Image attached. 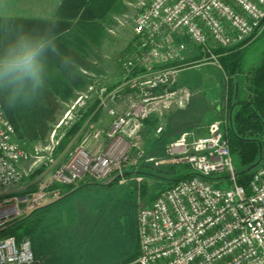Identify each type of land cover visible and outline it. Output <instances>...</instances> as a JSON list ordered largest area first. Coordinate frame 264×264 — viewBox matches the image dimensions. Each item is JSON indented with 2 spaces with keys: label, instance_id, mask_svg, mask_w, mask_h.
<instances>
[{
  "label": "built area",
  "instance_id": "obj_1",
  "mask_svg": "<svg viewBox=\"0 0 264 264\" xmlns=\"http://www.w3.org/2000/svg\"><path fill=\"white\" fill-rule=\"evenodd\" d=\"M134 7L133 16H113L118 27L129 19L133 33L130 52L116 58L120 80L108 86L106 76L90 75L91 82L76 91L71 105L93 98L110 123L89 125L64 160L57 162L54 154L59 144L55 130L45 145L26 149L0 102V229L63 198L70 186L142 181L133 173L147 157L146 120L158 119L154 133L159 135L165 114L191 99L190 90L177 83L187 65V42L198 49L195 64L221 68L214 48L254 37L264 21V0H138ZM227 125L225 116L211 121L204 133L184 130L166 144L162 156L152 158L154 165H186L193 175L139 206L135 263L264 264V162L253 168L247 193L236 182ZM39 168L35 188H24ZM49 169L50 176L42 178ZM0 264L40 263L28 237L10 235L0 238Z\"/></svg>",
  "mask_w": 264,
  "mask_h": 264
},
{
  "label": "rangeland",
  "instance_id": "obj_2",
  "mask_svg": "<svg viewBox=\"0 0 264 264\" xmlns=\"http://www.w3.org/2000/svg\"><path fill=\"white\" fill-rule=\"evenodd\" d=\"M137 2L138 0H125V8L114 16L123 14L133 16ZM49 7L50 3L43 0H0V15L32 16L40 12L38 9ZM113 22L107 28L111 27L114 33L106 30L107 35L103 44L95 50L91 60L100 58L101 52L113 60L114 57L125 56L130 52L133 33L129 19L123 27H118L116 22ZM186 41H188L187 38ZM187 43V50L183 54L185 58L188 53L194 54L198 50L189 41ZM263 53L264 22L259 33L247 40L242 63L243 70L256 64ZM109 57L108 60H110ZM194 61V59L187 58L185 61L187 65L178 78V85L186 86L191 92L188 104L176 110L170 117L168 129L164 130L163 134L158 135L148 129L142 132L147 157L141 161L136 172L133 173L142 176V181L132 180L125 184H118L117 181L108 184H85L73 188L66 194V197L31 213L28 220H37V225L28 238L32 251L40 264H137L135 262L126 263V261L135 252L137 246L136 215L139 206L150 204L156 194L168 185V179L190 171L186 165H172V167L168 164L154 165L152 158L162 156L166 144L173 138L170 134L173 133L171 124L186 123L184 129L181 130L184 131L190 129L192 122H197L194 125L205 127L206 131L211 120L221 119L228 115L227 77L222 67L208 63L197 65ZM103 62L105 65L106 60H102ZM116 62H113L112 66L105 65L106 70L103 72L117 74L116 69L119 72L120 68ZM106 80H108L107 77ZM235 80L239 78L236 76ZM107 84L112 86L109 81ZM75 96L64 104L61 103L63 101L61 99L54 102L55 120L50 121V128L44 138L25 139V136L21 138L18 135L16 138L26 149L32 151L33 146L48 143L51 132L55 130L59 147L55 149L54 154L57 162L64 160L67 153L83 139L86 128L93 123L92 118L97 114L94 111L87 115L80 128L73 134H68L69 128L81 118L87 106L96 102L91 98L85 100L84 104L71 108ZM119 102L121 104V101ZM102 115H104L102 117L104 123L105 116L108 114L103 113ZM202 130L198 132L204 133L205 131ZM260 139L263 148L258 164L264 162V133ZM233 159L235 167L238 166L236 156L233 155ZM50 173L51 169L44 171L42 178H48ZM39 174L34 172L28 180H25L22 184L24 188L33 185L35 180L40 178V176L37 177Z\"/></svg>",
  "mask_w": 264,
  "mask_h": 264
},
{
  "label": "trees",
  "instance_id": "obj_3",
  "mask_svg": "<svg viewBox=\"0 0 264 264\" xmlns=\"http://www.w3.org/2000/svg\"><path fill=\"white\" fill-rule=\"evenodd\" d=\"M124 1L59 0L54 14L48 18L0 15V43L22 31H29L55 37L60 51L49 53L51 78L40 99L26 106L9 107L0 95L4 113L13 125L16 137L44 138L50 128V121L55 120L54 102L58 99L68 101L74 98L75 92L85 88L90 82V78L81 69L94 68L90 58L102 46L107 35V26L114 23V14L125 8ZM246 46L247 40L229 48L216 47L214 52L218 55L227 77L228 125L225 127V137L232 155L237 158L236 182L248 193L253 170L248 168L261 159L263 148L260 136L264 133V53L256 64L243 70ZM198 57L199 54H196L189 59ZM236 76L239 80L234 81ZM96 104L94 102L86 108L81 118L69 128L68 134H73L80 128L85 117L96 110ZM153 120L151 117L146 120L149 131L154 126ZM42 169H37L35 173H40ZM191 175L193 173H180L168 179L169 183L164 188ZM34 188L35 184L29 190ZM31 215L9 221L0 229V238L10 235L17 238L28 237L37 225V220H28ZM137 255L136 246L135 252L126 263H133Z\"/></svg>",
  "mask_w": 264,
  "mask_h": 264
},
{
  "label": "clouds",
  "instance_id": "obj_4",
  "mask_svg": "<svg viewBox=\"0 0 264 264\" xmlns=\"http://www.w3.org/2000/svg\"><path fill=\"white\" fill-rule=\"evenodd\" d=\"M60 53L58 40L22 31L0 43V95L9 107L29 105L43 95L50 76L49 53Z\"/></svg>",
  "mask_w": 264,
  "mask_h": 264
},
{
  "label": "crops",
  "instance_id": "obj_5",
  "mask_svg": "<svg viewBox=\"0 0 264 264\" xmlns=\"http://www.w3.org/2000/svg\"><path fill=\"white\" fill-rule=\"evenodd\" d=\"M43 1H46L47 3H50V7L48 8V9H38V11H40V12H37V13H35L36 15H32V16H30V17H41V18H48V17H51L53 14H54V12H55V10H56V7H57V5H58V3H59V0H43ZM21 16H24V15H21ZM197 54V52L196 53H194V54H189L188 53V55L186 56V58H185V61L187 60V58H190L191 56H194V55H196ZM108 57L109 56H106V55H103V53L101 52V56H100V58H96V59H94V60H91V58H90V61L93 63V65L94 64H96L95 66H94V68L93 69H81V71H82V73H84V74H86L89 78H90V75H92V74H95V75H105L107 78H108V81L111 83V85H114V84H116L117 82H118V80H120V77H121V69H120V71L118 72L117 71V69H116V72H117V74H113V73H104L103 71L104 70H106L105 68H106V66H108V65H110V66H112V64H113V62H116L115 60V58L116 57H114V60H113V58H111V57H109L110 58V60H108ZM104 59L106 60V66L104 65V62L102 63V60L104 61ZM113 60V61H112ZM117 63V62H116ZM95 69V70H94ZM94 70V71H93ZM84 71H86V73L84 72ZM178 83V82H177ZM182 86H184V85H182ZM186 87V86H185ZM70 101H71V99H70ZM69 101V102H70ZM67 101H61V103L62 104H64V103H66ZM90 103V102H89ZM117 105H120V102H118L117 103ZM90 106V105H89ZM88 107V106H87ZM98 108V107H97ZM96 108V110H94V111H96L97 112V114L92 118V121H93V125L94 126H101V127H107L108 125H109V123H110V117L107 115V116H105V120H104V123L102 122V117H104V115H102L103 113L104 114H106V111L105 110H103V109H97ZM180 109H182V108H180ZM176 110H178V109H175V110H171V111H169V112H167L166 114H165V117H164V119H165V122H166V126H165V131L168 129L167 127H168V121H169V119H170V117H172L173 115H174V113L176 112ZM100 113V114H99ZM151 119L153 120V119H155V121H154V126L150 129V131H152V132H154V129H155V126H156V123L158 122V119H156V118H154V117H151ZM213 120H216V119H213ZM213 120H211V121H213ZM210 121V122H211ZM195 123H197V122H192L191 123V126H190V129H193V130H195L196 132H198L199 130H202V131H205L204 129H205V127H202L201 128V126H196V125H194ZM209 123V122H208ZM186 123H184V124H182V123H180V124H175V123H172L171 124V130H172V132L173 133H170V134H172V137L173 138H175V137H177V136H179V134L181 133V132H183V131H181V130H183L184 129V125H185ZM207 125V124H206ZM205 125V126H206ZM147 126H148V123H146L145 122V128L144 129H148L147 128ZM177 130V131H176ZM174 131H176L175 133H174ZM177 133H178V135H177ZM129 175V174H128ZM86 183H82V184H79L77 187H79V186H83V185H85ZM76 187V188H77ZM74 187H71V188H69V189H67V192H66V194L67 193H69V192H71V190L73 189Z\"/></svg>",
  "mask_w": 264,
  "mask_h": 264
},
{
  "label": "water",
  "instance_id": "obj_6",
  "mask_svg": "<svg viewBox=\"0 0 264 264\" xmlns=\"http://www.w3.org/2000/svg\"><path fill=\"white\" fill-rule=\"evenodd\" d=\"M256 165H257V162H256L255 164L251 165V166L248 168V170L254 168Z\"/></svg>",
  "mask_w": 264,
  "mask_h": 264
}]
</instances>
